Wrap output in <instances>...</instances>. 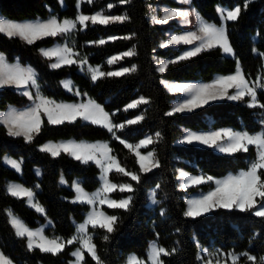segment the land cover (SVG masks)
Here are the masks:
<instances>
[{
    "label": "trees",
    "instance_id": "16d2710c",
    "mask_svg": "<svg viewBox=\"0 0 264 264\" xmlns=\"http://www.w3.org/2000/svg\"><path fill=\"white\" fill-rule=\"evenodd\" d=\"M0 0V14L16 21L43 19L57 16L58 19H75L83 13L93 15L103 12L105 15H127L130 19L124 23L108 25H89L84 30L74 32L73 48L93 66H100L102 71H117L123 67L136 66L137 71L120 77H105L93 83L87 74L77 71L78 66H65L59 69L50 67L51 60L44 58L39 49L62 43L67 36L49 37L28 45L18 37L9 39L0 34V51L8 62L19 61L22 65H31L37 71L43 95L66 101L79 98L66 92L61 80L70 77L83 94H88L112 115L114 123H126L141 114L145 118L135 125H128L116 135L131 143H136L147 134L159 132L158 142L142 148L141 152L155 151L161 167L147 174H141V182L136 184L128 177L112 173L114 183L131 182L136 188L132 193L133 204L130 211L109 209L103 211L119 217L116 231L109 235L100 229H89L93 233V242L104 264H123L127 256L136 254L147 262L148 246L156 241L159 246L177 251L164 257L165 264H203V259L210 255L225 256L228 264L229 254L240 256L239 264H253L247 260L248 255L256 257L255 264H260L264 257V218L250 212L219 209L198 218L186 217L187 195L198 191L206 192L213 188V183L193 186L187 190L179 186L178 169L192 175L212 176L220 179L229 174L246 170L256 153L250 147L248 153L235 155L218 153L210 147L191 144L178 145L176 141L185 129L193 131H213L220 128H232L236 131L248 130L258 133L264 130V109L249 108L244 101L222 100L209 103L192 112H171L174 95L168 92L163 79L175 81H211L215 75H228L235 72L239 60L246 77L255 80L264 74V0H190L193 7L203 19L217 26L223 24L218 13L219 8L234 9L241 6V15L237 21H226L229 40L235 51V57L225 55L220 49L203 51L189 60L169 64L163 73L158 71L160 58L176 57L182 45L161 48L160 43L166 37L171 24L159 25L151 20L152 9L159 5L172 8L188 7L175 0H131L123 4L120 0L83 1L77 7V0ZM247 3V8L243 5ZM108 4L113 7L109 9ZM181 30L179 27L174 31ZM130 36L131 39L109 40L110 37ZM104 39L103 45L90 42ZM135 49L136 55L125 57L109 65L107 60L125 51ZM145 97L150 100L147 105L124 111L132 101ZM258 99L264 102V91H258ZM29 103L11 87L0 89V112L9 105L25 106ZM109 141L113 155L128 170L139 171L136 159L106 129L82 120L62 125H49L45 118L41 133L33 143H26L20 137H10L4 126L0 125V250L15 264H70L73 245L66 246L59 255L43 253L39 249L29 251L26 238L15 235L7 211L12 209L30 228H37L47 218L54 223L53 230L46 234L59 235L65 239L71 237L76 223L82 222L89 210L87 204H75L71 201L74 191L59 185V177L64 175L69 184L80 178L83 188L95 191L99 185L100 169L94 163L84 164L67 154L53 158L41 152L39 146L48 140L68 139ZM10 155L23 160L22 173L18 174L3 163V156ZM42 171L41 179L35 177L34 169ZM17 181L34 188L38 200L46 209V216L39 215L29 208L25 201L11 196L6 189L7 181ZM36 184L39 187H36ZM159 185V188H157ZM156 187V198L160 203L155 208L148 207V190ZM129 195L119 191L111 193L115 199ZM165 212V215H161ZM84 264H95L85 252ZM199 257V258H198ZM148 264V263H146Z\"/></svg>",
    "mask_w": 264,
    "mask_h": 264
},
{
    "label": "snow or ice",
    "instance_id": "6c2138e0",
    "mask_svg": "<svg viewBox=\"0 0 264 264\" xmlns=\"http://www.w3.org/2000/svg\"><path fill=\"white\" fill-rule=\"evenodd\" d=\"M83 0H78L77 7ZM92 3L93 0H87ZM121 3L127 4L131 0H120ZM184 4H189L190 0H181ZM62 3V0H61ZM107 7L111 9L112 4ZM247 8V3L243 5ZM241 6L234 9L219 8L218 13L223 21H237L241 15ZM194 10H166L165 14L158 19L154 18L156 24H166L174 18H179L182 22L188 23L189 17L192 16ZM196 19L199 21L197 31L187 32L182 35H173L166 44L169 45H195L189 50L184 51L175 59L162 61L158 67V71L163 73L167 70L169 64H177L182 61L191 59L199 55L203 51L212 49H220L225 55L235 57V51L229 40L226 25L217 26L209 23L195 13ZM130 18L127 15H105L103 12H97L93 15L78 14L75 19L60 20L53 16L46 22H16L0 17V34L7 36L9 39L18 37L25 41L28 45L34 44L37 40L45 38H55L58 36H68L74 31L84 30L88 27L89 22L92 25H108L110 23H124ZM131 39L130 36L110 37L109 40ZM108 41L101 39L90 43L103 45ZM198 42V43H197ZM42 56L48 60L55 62L50 64L52 69H59L65 66L77 65L81 71H85L91 78V81L103 79L105 77H120L137 71L135 65L131 67H123L117 71H102L100 66H92L88 63L87 57L78 58L80 54L73 47L65 45L53 49H41ZM136 55L135 49L125 51L119 55H114L107 60L109 65L117 63L125 57H133ZM260 55L264 56V53ZM68 91H74L71 81L62 82ZM165 87L172 92H182L188 99L178 104L167 115H175L176 113L192 112L201 108L211 101L231 100L244 101L247 99L246 106L249 108L264 109V102L258 99V91H264V74L258 76L255 80H249L239 60L236 62L235 72L228 75L218 76L212 83L208 84H190L180 83L172 84L162 82ZM5 87L15 88L21 95L27 97L31 102L30 106L24 110L11 108L6 114L0 116V125H3L10 137H22L26 143H33L36 136L46 121L49 125H62L64 123H75L78 119L106 129L112 134L113 138L118 140L131 154L134 155L136 163L139 165V171H131L126 169L117 156L113 155V149L106 142H77L63 141L59 143L49 142L40 146L41 152L47 153L53 158L59 157L62 153L71 156L73 159L81 161L84 164L94 163L101 171L100 179L101 187L95 193H88L77 182L74 184L75 199L73 203L87 204L90 206L86 219L77 227V234L65 240L60 237L49 238L44 235L43 230L34 231L30 229L21 219L16 217L11 211L8 212L10 223L15 230V235L19 238H26L27 249L33 251L39 249L43 253H51L59 255L68 245L78 244L79 247L72 252V256L76 259L73 264H83L85 252L95 261V264H104V261L98 255L97 246L93 242V233L89 229H100L106 234L103 236L105 241L109 240V235L116 231V225L119 217L109 215L102 210L103 206L109 209H122L125 212L130 211L133 204V195L136 188L131 182L114 183L110 179L112 173L120 174L128 177L130 181L136 184L141 182V174H147L154 169L160 168L161 162L157 158L155 151H148L143 154L140 150L147 148L159 141L161 134L155 133V137L148 136L140 140L138 143H130L116 135L117 131H122L128 125H135L144 120L143 115H138L134 119L126 121V123H114L112 115L109 114L102 105L96 103L92 99L87 102L80 103H63L57 102L46 97L40 91V83L38 74L31 67H23L19 64H11L3 53H0V89ZM35 89V91H32ZM74 94L80 96L81 93L75 89ZM86 95V94H85ZM150 100L140 97L128 105L124 111L135 109L140 105H147ZM264 115V113H262ZM181 143L206 145L210 148H216L222 153L235 155L237 153H248L250 147L255 149V159L252 160L246 170H241L238 174L229 175L223 179H217L212 176H191L183 171L179 172V178L183 181L182 188L187 190L193 186H200L206 183H213L215 187L198 198L188 200V207L184 212L186 217L198 218L205 216L219 209L229 211L237 210L241 213L250 212L254 216L264 218V130L258 133H250L248 130L236 131L233 129H222L218 131H210L207 133H197L186 130V135L180 141ZM4 162L16 172H22L23 161H17L11 158H5ZM39 174V173H37ZM61 184L66 181L61 178ZM37 188L39 185L36 186ZM159 188V185H157ZM8 193L17 199L26 200V203L39 213H45V209L36 199V192L32 188L23 186L22 184H11L7 189ZM129 193L124 198L115 199L111 197L113 192ZM152 203L159 204L156 193H151ZM161 212V215H165ZM177 251L176 248L168 250L157 243L153 242L148 256L149 264H165L164 257H169ZM247 260L256 262V257L243 253ZM199 258V257H198ZM231 264H239L240 256L229 254ZM0 264H12V261L0 253ZM127 264H145L144 260L131 256ZM207 264H213L208 260ZM215 264H228V260L217 259ZM260 264H264V257L260 258Z\"/></svg>",
    "mask_w": 264,
    "mask_h": 264
},
{
    "label": "crops",
    "instance_id": "0c3cea01",
    "mask_svg": "<svg viewBox=\"0 0 264 264\" xmlns=\"http://www.w3.org/2000/svg\"><path fill=\"white\" fill-rule=\"evenodd\" d=\"M60 3H61V0H60ZM61 5L62 6H64V2L62 1V3H61ZM224 9H227V8H224ZM0 17H3V18H5V19H7V20H10V21H16V20H11V19H9V18H7V17H5V16H3V15H1L0 14ZM53 16H51V17H49L48 19H46V20H43V19H40V18H38V19H34V20H24V21H16V22H24V23H28V22H46L47 20H49V19H51ZM56 18H58L57 16H55ZM63 20V19H62ZM225 25V24H224ZM65 45H68V46H70V47H72L71 45H69L68 44V42H67V40H65L64 42H62V43H55V44H53V45H51V46H43V47H41L40 49H39V52H40V50L41 49H53V48H57V47H63V46H65ZM76 52H78V51H76ZM0 53H3V52H1L0 51ZM79 53V52H78ZM4 54V53H3ZM40 54H41V52H40ZM80 54V53H79ZM5 55V54H4ZM42 55V54H41ZM81 55V54H80ZM83 56V55H82ZM6 57V56H5ZM44 57V56H43ZM84 57V56H83ZM176 57H178V56H176ZM45 58V57H44ZM169 59H175V56L174 57H169ZM53 62H55V58H53V60H51V62H50V64L51 63H53ZM9 63H11V64H19L20 66H23V67H31L32 69H34V67H32L31 65H22L19 61H15V62H9ZM93 66V65H92ZM35 70V69H34ZM77 71L78 72H80L81 74H87L85 71H81L80 70V68L78 67V69H77ZM35 72L37 73V71L35 70ZM88 75V74H87ZM89 76V75H88ZM218 76H221V75H215V77L211 80V81H209V82H204V81H175V80H166V79H163L162 80V82H164V81H166V82H169V83H172V84H180V83H190V84H197V85H199V84H208V83H212L213 82V80H215ZM90 77V76H89ZM64 81H71V83H72V85L74 86V91H75V89H78L79 90V88H78V86L74 83V81L70 78V77H65V78H63L62 80H61V85H62V87H63V89L66 91V92H68V93H70V94H73V95H75L74 94V91H68L64 86H63V83L62 82H64ZM163 85L165 86V84L163 83ZM11 88H13V87H11ZM13 89H15V88H13ZM16 90V89H15ZM17 91V90H16ZM32 91H35V89H32ZM40 91H41V85H40ZM80 91V90H79ZM18 92V91H17ZM42 92V91H41ZM19 93V92H18ZM81 93V92H80ZM181 92H177L176 94L175 93H173V95H174V100H173V102L175 101V100H180V102L181 103H183L186 99H188V97L186 96V95H184L183 96V94H180ZM43 94V93H42ZM45 96V95H44ZM75 96H77V95H75ZM47 97V96H46ZM79 99L77 100V101H66V100H61V99H54V98H51V99H53V100H55V101H57L58 103L59 102H63V103H68V104H72V103H80V102H87V100L88 99H92V100H94L91 96H89L88 94H83V93H81V95L80 96H77ZM50 98V97H49ZM225 100V99H224ZM95 101V100H94ZM217 101H222V100H216L215 102H217ZM231 101V100H230ZM96 102V101H95ZM179 102V103H180ZM212 102H214V101H211L210 103H212ZM235 102V101H234ZM97 103V102H96ZM30 104H31V102L29 101V103L27 104V105H25V106H15V105H9L8 107H7V109L6 110H4V111H1L0 112V116H2V115H4V114H6L11 108H16V109H18V110H24V109H26L27 107H29L30 106ZM99 104V103H98ZM209 104V103H208ZM175 108V106H172V109H171V111L173 110ZM185 113V112H184ZM139 115H141V114H139ZM138 116V115H137ZM136 117V116H135ZM135 117H133V118H131V119H134ZM131 119H129V120H131ZM83 122H85V121H83ZM85 123H87V122H85ZM119 124V123H118ZM3 126V125H2ZM222 129H232V128H220V129H217V130H213V131H218V130H222ZM186 130H190V129H185L184 130V132H183V134L181 135V137L176 141V144H178V145H186V144H183V143H181L180 141L184 138V136L186 135ZM190 131H193V130H190ZM194 132H197V133H207V132H210V131H207V132H204V131H194ZM148 136H153V137H155V134H147V135H145L142 139H145L146 137H148ZM142 139H140V140H142ZM139 140V141H140ZM63 141H77V142H88V143H96V142H106V143H108L109 144V146H110V143H109V141H104V140H86V139H82V140H76V139H73V138H68V139H58V140H48V141H46V142H44L43 144H41L40 146H42V145H44V144H47V143H49V142H54V143H59V142H63ZM138 141V142H139ZM129 142V141H128ZM138 142H136V143H138ZM131 143V142H130ZM133 144H135V143H133ZM40 146H39V148H40ZM150 146V145H149ZM200 146H203V147H207L206 145H200ZM141 151V150H140ZM152 151V150H151ZM217 152V151H216ZM143 153V152H142ZM147 153V152H146ZM146 153H143V154H146ZM218 153H221V152H218ZM223 154H225V153H223ZM11 158V159H14V160H17V161H20V160H22L21 158H14V157H12V156H10V155H8V154H6V155H4L3 156V163H4V165L5 166H7V167H9V168H11L9 165H7L5 162H4V160H5V158ZM23 161V160H22ZM90 163H92V162H90ZM12 169V168H11ZM14 170V169H13ZM15 171V170H14ZM180 171H183V172H185L183 169H181V168H179L178 169V180H179V186H181V188H182V180L179 178V172ZM16 172V171H15ZM16 173H18V172H16ZM22 172H20V173H18V174H21ZM37 173H39V174H37ZM186 173V172H185ZM34 174H35V177L38 179V180H40L41 179V176H42V171H41V169L39 168V167H35V169H34ZM100 176H101V171H100V174H99V180H100V185H99V187L95 190V191H93V192H88V193H95L100 187H101V184H102V181H101V179H100ZM61 178H63L65 181H66V183H64V184H61L60 183V180H61ZM58 182H59V185L61 186V187H66V188H71L73 191H74V196H73V198L71 199V201H73L74 199H75V195H76V193H75V188H74V184L75 183H79L80 184V186L83 188V186H82V182H81V179L80 178H75L74 180H73V182L71 183V184H69L68 183V181L66 180V178H65V176L64 175H61L60 177H59V180H58ZM13 183H15V184H22V183H20V182H17V181H12V180H9V181H7V183H6V189H8V187H9V185H11V184H13ZM23 185V184H22ZM38 184H36V186H37ZM23 186H25V185H23ZM25 187H27V186H25ZM28 188H30V187H28ZM35 192H36V190L34 189V188H32ZM84 189V188H83ZM85 190V189H84ZM86 191V190H85ZM8 192V191H7ZM152 192H155L156 193V187H153V188H150L149 190H148V207L149 208H155L158 204H153L152 203V198H151V193ZM112 197V196H111ZM126 197V196H125ZM113 198V197H112ZM124 198V197H123ZM36 199L38 200V198H37V195H36ZM25 201V204L29 207V208H31V209H33L34 211H36L34 208H32V207H30L27 203H26V200H24ZM38 202H39V204L45 209V207L41 204V202L38 200ZM75 204H81V203H75ZM89 206V205H88ZM103 207H107L106 205L105 206H103ZM103 210V209H102ZM9 211H11L16 217H18L19 219H21L12 209H9L8 211H7V214H8V212ZM90 211V206H89V210L85 213V217H84V219H83V221L82 222H79V223H76V225H75V231H74V233H73V235L72 236H74V235H76L77 234V227H78V225L79 224H81V223H83L84 221H85V219H86V216H87V214H88V212ZM37 212V211H36ZM39 215H41V216H46V209H45V213H39V212H37ZM8 218H9V216H8ZM24 223H25V221L23 220V219H21ZM9 221H10V218H9ZM26 224V223H25ZM27 225V224H26ZM28 226V225H27ZM29 227V226H28ZM30 228V227H29ZM53 228H54V223H53V221L51 220V219H49V218H47L46 219V221L42 224V225H40L39 227H37V228H30V229H32V230H34V231H40V230H43V233H44V235H46L47 237H49V238H56V237H60V238H63V237H61V236H59V235H51V236H49V235H47L46 234V231L47 230H53ZM71 236V237H72ZM71 237H69V238H71ZM69 238H67V239H69ZM63 239H65V238H63ZM67 239H65V240H67ZM153 242H155V243H157L156 241H151L150 242V244H149V246H148V256H149V253H150V248H151V245H152V243ZM73 246H74V249L72 250V252H74L76 249H77V247H79V245L78 244H72ZM72 252H71V256H72ZM0 253H3L1 250H0ZM87 253V252H86ZM131 256H136L138 259H140L136 254H134V253H131V254H129L128 256H127V258H126V260H125V262L123 263V264H127V261H128V259L131 257ZM6 258H8L7 256H5ZM9 259V258H8ZM75 257L74 256H72V259H71V261H70V264H73V262L75 261ZM11 260V259H10ZM142 260V259H141ZM12 261V260H11ZM146 263H148L149 264V262H148V259H147V262L145 261V264ZM12 264H15L13 261H12ZM84 264V263H83Z\"/></svg>",
    "mask_w": 264,
    "mask_h": 264
},
{
    "label": "rangeland",
    "instance_id": "374dc122",
    "mask_svg": "<svg viewBox=\"0 0 264 264\" xmlns=\"http://www.w3.org/2000/svg\"><path fill=\"white\" fill-rule=\"evenodd\" d=\"M63 1V0H62ZM83 1H87V0H83ZM175 1H177L178 3H180V4H184V3H182L181 2V0H175ZM77 3H78V0H77ZM185 5H187L188 7H183V8H172V7H170V6H167V5H163V6H159V5H157V6H155L153 9H152V12H151V20H152V22H154V18L155 19H158V18H161L164 14H165V11L166 10H172V9H177V10H189V11H192V10H194V13H193V15L192 16H190L189 17V22L188 23H184V22H182L179 18H174V19H172V20H170L168 23H166V24H171L172 25V28L171 29H169L168 31H166V37L161 41V43H160V47L161 48H168V47H178V46H180V45H182L183 46V48L180 50V52H179V54L177 55V56H179L180 54H182L184 51H186V50H189V49H191L192 47H194L195 45H184V44H180V45H169L168 47H162L161 45H163V44H166L167 43V41L169 40V38L171 37V36H173V35H182V34H186L187 32H191V31H197L198 30V27H199V21L196 19V16H195V13H198L193 7H191V6H189V4H185ZM222 18V17H221ZM222 21H223V18H222ZM225 22L226 21H223V25L225 24ZM159 25H165V24H159ZM177 27H179L181 30H176V31H174V28L176 29ZM75 32V31H74ZM74 32L73 33H71L70 35H68L67 36V42H68V44L69 45H71V46H73V44H74ZM198 43V42H197ZM228 56V55H227ZM83 56L82 55H80L78 58H82ZM176 58V57H175ZM169 60H171V59H169V58H160L159 60H158V62H157V66L159 67V65H160V62H162V61H169ZM167 90H168V92H170L171 94H173V93H177V92H172V91H170L169 90V88H167V87H165ZM180 94H183V96L185 95L184 93H180ZM225 100H227V99H225ZM180 102V100H175L174 102H173V105L172 106H177L178 104H180L179 103ZM215 102V101H214ZM183 144H187V143H183ZM191 145H196V146H200V144H198V143H193V144H191ZM212 149H214L215 151H217V152H220L218 149H216V148H212ZM222 153V152H221ZM225 154H227V153H225ZM185 171V170H184ZM186 172V171H185ZM187 174H189V175H191V176H197V175H192V174H190V173H188V172H186ZM239 173V172H238ZM237 173V174H238ZM229 175H235V174H229ZM229 175H227V176H229ZM199 176V175H198ZM226 176V177H227ZM226 177H224V178H226ZM220 179H223V178H220ZM183 182V181H182ZM214 185V184H213ZM181 187V186H180ZM215 187V185L213 186V188ZM212 188V189H213ZM183 189V188H182ZM211 189V190H212ZM211 190H209V191H211ZM209 191H206V192H202V191H198V192H195V193H191V194H188L187 195V199H186V201L188 202V200H190V199H193V198H198V197H200L201 195H204V194H206L207 192H209ZM187 207H188V203H187ZM217 259H221L222 261L223 260H225V256L224 255H222V256H215V255H210V256H208L206 259H203L202 261H203V264H207V261L208 260H211V261H213V264H215V261L217 260ZM230 260V259H229ZM231 262V261H230Z\"/></svg>",
    "mask_w": 264,
    "mask_h": 264
}]
</instances>
